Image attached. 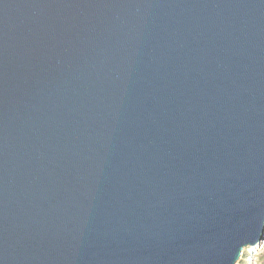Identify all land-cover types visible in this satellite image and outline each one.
<instances>
[{
  "label": "water",
  "instance_id": "1",
  "mask_svg": "<svg viewBox=\"0 0 264 264\" xmlns=\"http://www.w3.org/2000/svg\"><path fill=\"white\" fill-rule=\"evenodd\" d=\"M263 243L264 0H0V264Z\"/></svg>",
  "mask_w": 264,
  "mask_h": 264
},
{
  "label": "rangeland",
  "instance_id": "2",
  "mask_svg": "<svg viewBox=\"0 0 264 264\" xmlns=\"http://www.w3.org/2000/svg\"><path fill=\"white\" fill-rule=\"evenodd\" d=\"M237 264H264V243L246 248Z\"/></svg>",
  "mask_w": 264,
  "mask_h": 264
}]
</instances>
